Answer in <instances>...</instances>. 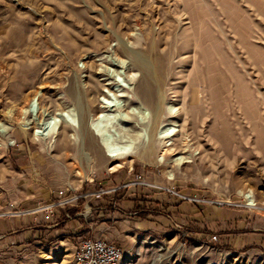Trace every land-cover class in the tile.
Returning <instances> with one entry per match:
<instances>
[{
    "label": "rangeland",
    "instance_id": "rangeland-1",
    "mask_svg": "<svg viewBox=\"0 0 264 264\" xmlns=\"http://www.w3.org/2000/svg\"><path fill=\"white\" fill-rule=\"evenodd\" d=\"M107 93L132 112L133 155L68 123L36 133L40 111L88 119ZM60 190L83 196L28 213ZM91 236L117 264H264V0H0V264H76Z\"/></svg>",
    "mask_w": 264,
    "mask_h": 264
},
{
    "label": "bare ground",
    "instance_id": "bare-ground-1",
    "mask_svg": "<svg viewBox=\"0 0 264 264\" xmlns=\"http://www.w3.org/2000/svg\"><path fill=\"white\" fill-rule=\"evenodd\" d=\"M120 95L118 93L113 96H109V93L105 94L102 98V110L95 116H91L86 119L85 106L80 105L79 111L73 113L70 110L62 109L55 114H50L44 110L40 111L38 116H42L41 120L37 123L38 129L36 133L42 138H47L49 135H55L58 133V127L62 123H68L71 125L73 130L77 131L76 134L80 137L81 141L84 139L85 133L88 130H92L93 134L97 138L98 143L102 150L107 154L108 157L113 159H121L127 156H131L135 153V139L136 134L131 135L133 129L129 128V120L132 112L126 108V104L121 99H118ZM159 101L156 106L151 110L152 121L150 123L149 137L157 128L158 122L161 117V104L163 100V95L159 93ZM27 103L25 102L24 106ZM20 107V113L23 112V107ZM40 119V118H39ZM111 126H115L119 131L125 134L119 137L112 136ZM174 133V128L172 126L164 125L160 131L162 137L171 136ZM127 134V135H126ZM135 136V137H134ZM83 142V141H82ZM162 161L163 158H159ZM250 206H255L256 204L251 197L248 196Z\"/></svg>",
    "mask_w": 264,
    "mask_h": 264
},
{
    "label": "built area",
    "instance_id": "built-area-1",
    "mask_svg": "<svg viewBox=\"0 0 264 264\" xmlns=\"http://www.w3.org/2000/svg\"><path fill=\"white\" fill-rule=\"evenodd\" d=\"M169 191L175 193L171 189ZM184 197L182 194L175 193ZM83 194H69L63 190L57 191L56 199H51L45 203H37L30 212H40L44 218L49 219L56 208L74 202ZM123 249L113 243L105 241L99 236L83 237L77 242L73 250V260L76 264H117L122 258Z\"/></svg>",
    "mask_w": 264,
    "mask_h": 264
},
{
    "label": "trees",
    "instance_id": "trees-1",
    "mask_svg": "<svg viewBox=\"0 0 264 264\" xmlns=\"http://www.w3.org/2000/svg\"><path fill=\"white\" fill-rule=\"evenodd\" d=\"M118 192H119V189L116 190V193H118ZM121 199H122L121 196L120 197L116 196V201L119 202ZM127 200L133 204L131 209H133V211L135 212L134 215H136V213H137L140 216H146L150 213H159V211L155 210L156 205L159 204L158 201L146 200V201H143L145 203L142 204L140 202L142 200L137 198V197L129 198ZM180 212H183V210H180ZM195 227H196V225L189 224V228H188V230L190 232V237H191V239H194V240L197 238L198 234H200V232H202L201 230L196 229Z\"/></svg>",
    "mask_w": 264,
    "mask_h": 264
},
{
    "label": "crops",
    "instance_id": "crops-1",
    "mask_svg": "<svg viewBox=\"0 0 264 264\" xmlns=\"http://www.w3.org/2000/svg\"><path fill=\"white\" fill-rule=\"evenodd\" d=\"M109 236V235H108Z\"/></svg>",
    "mask_w": 264,
    "mask_h": 264
}]
</instances>
